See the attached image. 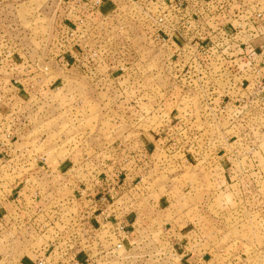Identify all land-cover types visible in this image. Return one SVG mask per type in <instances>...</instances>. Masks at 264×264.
Returning <instances> with one entry per match:
<instances>
[{
  "label": "rangeland",
  "instance_id": "obj_1",
  "mask_svg": "<svg viewBox=\"0 0 264 264\" xmlns=\"http://www.w3.org/2000/svg\"><path fill=\"white\" fill-rule=\"evenodd\" d=\"M62 1L27 0V3L18 6H0V111L9 113L16 106L12 110L14 116L27 117V111L37 114L32 117V124L42 126L38 134L48 135L42 154L49 161H53L59 151L67 149L62 146V141L74 138L75 129L86 131L90 127L88 119L91 113L99 111L101 100H107L103 95L100 100H95L98 106H93L89 87L73 82H68L64 90H59V97L64 99L60 100V104L56 100L41 102L34 99L27 106L25 102L31 99L26 97L27 94H18L20 88L25 91L27 86L14 80L27 70L40 73L38 67L43 71L48 67L49 71L57 73L62 71V65L58 63H78V59L87 63L90 60L91 54L84 44V49H76L72 42V46L64 44L65 37L62 38L60 31L65 23L73 28L74 21L64 18L67 11L62 10ZM135 1L104 0L107 4L103 2L99 6L105 15L96 18V29L92 32L98 40L96 44L107 43L110 48L115 44L129 45L125 62L137 63L139 68L133 67L126 72L128 76L146 81V94L136 100V89H127L125 95L128 99L121 105L123 113L114 109L117 112H111L105 121L99 113L93 114L90 119L94 118L93 122L99 126L80 135L85 141L91 138L100 141L99 127L109 139H114L111 132L114 134L113 131H116L119 136L116 144L124 141L118 151L127 148L123 155L134 157L129 160L133 161L128 165L131 170L127 177L123 173L125 170H121L122 178L114 172L111 180H105L108 178L105 175L96 183L98 179L94 178L103 173H97V166L87 168L82 165L79 173H75L78 177H73L77 183L71 187L78 189L81 185L82 190L92 193L94 188L100 187L115 188L117 192V185H122V192L115 200L123 207L119 220L125 221L140 216L151 205H166V199L174 191L177 197L173 198V212H169L168 218L176 220L180 224L179 229L190 224L188 229L196 231L188 248L201 247L206 241L207 253L204 256L207 258L204 264H264V112L256 103L251 105L242 91L234 89L230 79L223 76L224 71L211 67V63H184L190 60L191 45L185 42V34L181 31V37L173 35L175 47L152 42L145 34L148 17L143 16L142 19L143 12L137 8ZM232 1L222 0L220 6L223 10H218L217 14L221 16L216 21L227 25L230 31L233 27H244L254 13L264 15V1L236 0L240 3L237 15H244L246 10L251 13L245 20H234L230 18L234 9L230 7ZM190 5L192 10L198 8ZM210 10L215 11L214 8ZM245 27L249 29V25ZM243 37L237 39L236 44L241 39L247 42V38ZM252 38L256 47L264 44L261 37ZM85 43L88 44L87 41ZM226 43L231 44V41L225 40L224 45ZM173 49L178 50L173 52ZM97 56L94 58L96 66L107 62L103 60L100 49ZM25 58L33 68L27 67V63L21 64ZM120 58L116 55L109 61L117 63ZM33 63L40 64L36 66ZM191 64L194 67L186 73ZM17 65L21 67L15 68ZM64 69V75L69 79L75 77L70 68L67 69L69 72ZM111 73L120 82L119 71L114 68ZM187 82L190 85L187 86ZM116 85L119 88L118 84L112 83L110 90H116L113 89ZM122 86L125 88L124 84ZM171 90L175 93L169 98L165 93ZM190 91L193 97H184ZM116 92L120 94L119 90ZM156 92H161V95L151 99L150 95ZM114 102L118 104V101ZM107 103V107L112 108L114 103L110 100ZM116 144L110 148L113 156L104 155V150H96L97 154L115 159L113 150L117 148ZM88 147L89 144H84L83 150L76 149V155L78 152V157H87L89 149H85ZM68 151L71 153V149ZM68 153L66 162L73 158ZM116 166L124 169L125 164ZM54 174L43 177L46 191L58 190L56 182L50 183ZM182 237L180 234L166 239L151 249L127 251L123 247L116 251L114 255L117 258L110 263L184 264L186 245L182 243ZM150 252L153 258L145 255Z\"/></svg>",
  "mask_w": 264,
  "mask_h": 264
},
{
  "label": "crops",
  "instance_id": "obj_2",
  "mask_svg": "<svg viewBox=\"0 0 264 264\" xmlns=\"http://www.w3.org/2000/svg\"><path fill=\"white\" fill-rule=\"evenodd\" d=\"M76 2L77 0L62 1L64 4L62 10L64 11L65 9V12L67 11L63 16L64 18L69 17L74 21V24L82 16L86 17L87 25L85 33L87 41L92 45H96L98 40L96 35L93 34L92 29H96L94 26L96 18H101L105 13H101L100 6L96 10H92L91 0L84 1L83 7L78 6ZM103 2L104 0H102ZM107 2H104V5ZM137 2L139 0L135 1L136 4H138ZM219 2H222V0H219ZM25 3H27V0H0V6L4 5V7L13 6L14 4L18 6ZM142 3L145 4V0H142ZM238 4L240 3L236 0H233L230 4V7L234 8L230 18L234 20L247 19V14L251 12L246 10L244 15H237V13H240V6ZM225 8L227 9L228 6ZM186 14L191 15L192 9H187ZM63 28H68L66 23ZM257 29H261L259 25ZM177 35L181 37L180 33ZM251 35L248 31L243 34L247 40L250 39ZM238 38L240 39L239 36ZM261 39L264 41V37ZM245 43L244 39H241L239 44H233L232 48L236 51V57H238L239 53L243 52L241 49L244 48ZM262 46L257 48L260 49ZM129 48V45L115 44L108 49L110 53L113 52L114 56L117 55V58L121 57L117 63H110L108 60L107 62L109 63H100L98 66L90 63H79V66H73L75 63H58L62 65L60 69L62 71L57 73H53V71L45 72L39 67L40 73H34V70H27V73H24L19 78L16 76L17 79L14 80L19 85L23 84L27 86V89L24 88L25 91L20 88L18 94H27L26 97L31 99L25 102L27 106L34 99L41 102L43 100H56L60 104V100L64 101V99L62 96L59 97V90H64L68 82L77 83L82 87H89L92 94L89 96H91L93 106H98L95 100H100L103 95L107 99L99 102L98 112L91 113V116L99 113L102 120L105 121L107 115L109 117L111 112H117L114 109H119V113H123L121 105L128 99L125 95L127 89H132V87L136 89V100L146 94V81L128 76L126 72L133 67L139 68L137 63L125 62L126 53L130 50ZM233 57L234 55L232 54ZM231 61L237 63H228L227 65L220 63L221 66H218V63L215 64V67L218 66V70L224 71L222 74L227 79H231L230 75L232 74H227L231 73L230 68L234 71H240L242 67L246 66L240 59L236 60L233 58ZM11 62L13 63V61ZM25 63H27L26 58L24 61H21V64ZM33 64L38 66L40 63ZM263 64L257 63L256 65L260 67ZM7 65H10V63ZM67 65H70V69ZM20 67L21 65H17L15 68ZM27 67L33 68L29 63H27ZM114 68L119 71L120 82H117L115 77L112 76L111 70ZM63 69L66 72L72 70L74 72L72 74L75 77L69 79L68 76L64 75ZM101 69L102 71H100ZM154 78L156 79L157 77ZM121 79L123 80L121 81ZM250 80L251 78L246 80L249 87L252 88V84H255V90L258 89L260 91L263 81L261 79L260 81ZM112 83L119 85V88L116 85V88L113 87V89L119 90L120 94L116 90H110ZM122 84H124L125 88H123ZM174 93L171 90L165 94H168L170 98L174 97ZM160 95L161 92H156L150 95V97L151 99H155V97L158 98ZM13 99L17 100L16 97H13ZM109 100L114 103L112 108L107 107V101ZM114 100L118 101V104ZM14 109H16V106L12 110ZM12 110L9 113L0 111V131L2 130L0 132V173H6L9 170L7 166L10 163L14 164L15 169L12 171L13 173L11 175L6 174V177H9L13 184L15 193V200L13 202H17L20 205L21 215L17 217L20 218L18 221L20 223L15 221V224H13L11 219H16L15 216L11 215L14 214L12 213L14 208L13 202H9L6 205L5 213L7 218L5 217L0 222V242H2V246L0 247V264H36L42 256L47 257L46 264H111L110 261L113 258H117L114 254L118 250L117 247L119 245H122L124 248L126 247L127 251L151 249L166 239L176 238L180 234L183 235L182 243L186 245L184 264H204L203 262L207 258L204 256L207 253L205 252L207 251L205 250L206 241L203 242L201 247L198 245V247L188 248L187 245H190L194 241L196 231L188 229V227H191L190 224L184 226V229H179L180 224L176 220L168 218L170 216L169 212L172 211V201L175 200L173 198L177 197V195H174V191L166 199V205H162L161 203L156 206L151 205L144 209L140 216L138 215L129 221H125L124 219L119 220L123 215V207L117 204L118 200H115L118 199L117 196L122 192V185H117V192L115 188L112 190L111 188L100 187L94 188L92 193L82 190L81 185L78 189L71 187L72 184L77 183L73 177H78L76 174L79 173L84 165L87 168L91 167V165L97 166L99 169L97 173H103L98 178L97 176L94 178L98 179L95 181L96 183L105 178V175H108V178L105 180H111V175H115L114 172H118L119 177L122 178L123 174L121 170H125L123 171L124 176H128V171L131 170V168H128V165L133 164V161H129L132 157L130 155H123L127 150L125 144L126 149L122 152L118 151L124 141H120V145L116 144V138H119L116 131H113L114 134L111 132L114 139H109L106 138L107 134L102 132L103 128L99 127L97 133H101L98 136L101 137L100 141H94L96 138H91L88 141L83 140L80 135L83 136V134L91 132L93 127L96 126L97 128L99 126L93 122L94 118L90 119V116L88 119L90 127L86 131L75 129L77 132L74 136L75 139L71 138L68 141H62L65 143H62V146L67 149L64 152L59 151L62 153L59 154L58 152L56 158L53 161H49L47 158H44L45 154H42L44 141L47 140L48 135L44 133L43 135L38 134V129L41 130L42 126L36 127V125L32 124V117L37 114H34L33 111H27V117L22 115L18 117L17 115H13L14 111ZM84 144H89V147L85 149H89L88 155L85 158H80L78 157L79 153L77 152L76 155L75 150H83ZM114 144L117 146L113 150V154L116 156L115 159L105 157L106 153L113 156L110 148ZM68 149H71V153H68ZM96 150H104V155L102 153L97 154ZM67 153L73 155L70 162H66L69 159ZM84 155L86 156V154ZM122 155L126 157L123 158ZM122 163L125 164L124 169L116 166H122ZM53 173L56 174H54L50 183L56 182L58 190L62 192V195H59L58 190L46 191L44 188L43 177L46 175L51 177ZM122 227H124V230H121ZM145 255H150L153 258L152 252Z\"/></svg>",
  "mask_w": 264,
  "mask_h": 264
},
{
  "label": "built area",
  "instance_id": "obj_3",
  "mask_svg": "<svg viewBox=\"0 0 264 264\" xmlns=\"http://www.w3.org/2000/svg\"><path fill=\"white\" fill-rule=\"evenodd\" d=\"M84 1L86 0H77L76 4L83 7L85 4ZM91 1L92 10H96L102 3V0ZM190 4L196 5L198 8L192 10L191 15H187L186 10L191 9ZM220 4L221 2H219V0H145V4L142 3V0H139L137 8L143 12L142 19L143 16L148 17L145 34L152 42H156L155 44L158 43L159 45L163 44L165 46L170 44V46L175 47L172 43L173 35L179 34V31L185 34V42L191 45V56L189 57L190 60L184 63H211V67L215 69L221 66L218 65L215 67L216 63H237L231 61L233 58L236 60L240 59L242 63H245L246 66L243 67V71L242 69L240 71H234L230 68L231 73H229L232 74L230 84L234 89L237 88L242 91V94L246 96V99H248L251 105L256 103L259 110H263L264 112V64L260 67L256 65L257 63H264V44L259 49L256 47L254 39L252 38L253 36L264 37V15L262 13H254V15L247 19L244 27L239 26L237 29L233 27L230 31L227 25H223L220 21L216 22L221 16V14H217L218 10H223V6H220ZM213 8L215 10L214 12L210 10ZM211 24H215V26L212 27ZM86 25L87 19L82 16L81 19L76 21L73 28H62L60 32L62 38L65 37L63 40L64 44L71 45L72 42L76 49H84L82 46L84 44L91 54L90 60L87 63H96L94 58L98 57V49L101 51L104 58L103 60H105V62L107 60L109 61L114 55L108 51L110 47L107 43L92 46L88 45L89 42L87 41V35L85 33ZM247 25H249V29H246L245 26ZM258 25L261 29H257ZM246 31L252 35L244 44V48L241 49L243 52L239 53L238 57H236V51L232 48L233 44L237 42L236 39H239L238 36L241 37ZM225 40L231 41V44L226 43L224 45ZM86 41L88 44L85 43ZM177 50L178 49H173V52H177ZM232 54L234 55L233 58ZM77 62L78 63H75L73 66H79L80 62L84 63L82 59H78ZM67 67L69 68L70 65H67ZM191 67H194V65H189L186 73L189 72ZM44 71L49 72V68L45 67ZM241 71L243 73L242 76L239 75ZM200 78L202 79V77ZM249 78H251L250 81H260V79L263 81L260 91L258 89L255 90L256 85L251 82L249 83L252 84V88L249 87L246 81L247 79L249 80ZM198 80H196V82ZM189 82H187V86L190 85ZM188 96L193 97L191 91L189 94H185L184 97ZM256 113H258V111H256ZM0 132H2V130ZM7 168L9 170L6 173H0V222L6 217V205L15 200L13 184L10 178L6 177V174L11 175L13 173L12 171L15 169V166L13 163H10ZM13 205L14 208L12 213L14 214L11 215L15 216L16 219L12 218L11 221L15 224V221L18 222L20 220V218L17 217H20L21 212L20 205L17 202H13ZM121 230H124V227H122ZM121 248H123L122 245L117 247V249ZM46 263L47 257L42 256L36 264Z\"/></svg>",
  "mask_w": 264,
  "mask_h": 264
}]
</instances>
